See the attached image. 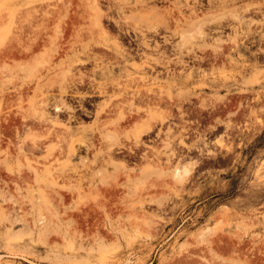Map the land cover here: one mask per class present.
<instances>
[{"label": "rangeland", "instance_id": "374dc122", "mask_svg": "<svg viewBox=\"0 0 264 264\" xmlns=\"http://www.w3.org/2000/svg\"><path fill=\"white\" fill-rule=\"evenodd\" d=\"M71 1L0 0V103L15 87L19 92L22 84L31 82V97L37 87L43 95H50L53 105L47 112L58 119L59 129L79 130L96 126L98 120L119 117L115 111H99L107 110L105 105L112 102L120 105L132 98L135 90L129 87L130 80L157 82L154 91L148 92L153 101L147 106L148 97L143 95L132 102L138 108L135 119L119 124L124 134L109 142L113 161L120 164L124 176L118 193L72 189L80 177L90 184L95 180L105 184L109 176L117 174L114 164L108 171L88 169L94 166L92 161L109 159L103 151L95 158L88 150L87 145L99 144L91 143L95 135L88 136L85 143L76 136L72 143L79 151L76 154L67 143L55 140L60 153L51 161L46 158L48 148L21 159L19 151L6 156L12 138H3L0 264H264L262 3L200 0L193 5V0H154L156 11L175 8L182 16L192 17L189 23L178 24L179 30L145 33L149 36L148 52H166L172 58L169 65L160 60L143 72H134L132 65L144 66L145 60L130 61L128 75L116 73L111 80L97 79L108 87L101 94L98 87L78 90L70 85L69 92L61 91L67 77H78V70L88 76L96 67V62L83 56L80 65L81 61L67 57L73 56L71 52L63 53L71 47V32L64 46L58 44L60 17L67 19ZM77 1L87 5L89 0ZM127 1L137 7V0ZM101 2L107 12L108 0ZM148 11L137 7L133 14L150 17ZM109 14L118 19L117 12ZM196 15L202 19L197 21ZM217 19L229 22L213 27ZM79 28L92 31L89 21ZM112 29L115 35L120 34L116 27ZM145 34L141 30L120 34L123 39L119 44L142 52L139 39ZM186 35L193 40L185 41ZM222 50L224 55H219ZM59 51L62 55L56 58ZM215 54L219 56L214 60ZM70 64L77 66L71 69ZM53 82H59V87L49 88ZM71 93L79 96L71 99ZM155 96L163 100L155 101ZM60 102L57 111L54 106ZM28 108L26 102L23 109ZM165 112H170L171 118L150 131L154 116L164 117ZM21 140L17 137L11 144L19 150ZM64 146L68 150L61 153ZM156 150L163 154L162 164L170 167L164 174L143 176L158 162ZM174 150L177 154L171 157ZM22 153H27L26 149ZM52 166L53 176L49 174ZM185 167L191 168L189 175H185ZM176 171L181 175L176 176ZM52 178L56 191L50 189ZM5 181L11 182V189ZM106 201L110 202L106 207L98 206Z\"/></svg>", "mask_w": 264, "mask_h": 264}, {"label": "bare ground", "instance_id": "6f19581e", "mask_svg": "<svg viewBox=\"0 0 264 264\" xmlns=\"http://www.w3.org/2000/svg\"><path fill=\"white\" fill-rule=\"evenodd\" d=\"M108 2H109L108 10L107 12H104L103 10L104 5L102 4L101 0H89L87 5L81 4L77 0H74L70 2L71 7L66 14L67 19L64 18L63 16L60 17L61 23L58 25V28L60 30V33L58 34L59 46L61 47L64 46L65 43L64 40L67 39L66 35L68 34V32H71V36H72V38L69 40L71 46L70 49L63 50V53L64 51L65 53L71 52L73 56L67 55V57H69L70 59H72L73 57L76 60L81 61L79 57L83 56L89 59L90 63L96 62L94 63L96 67L91 70L90 75L88 76L82 75V72L78 70V74H79L78 77L76 75L67 77L66 80H64L63 84L61 85V91L62 88H64L62 91L63 93L69 92L68 88L71 85L73 88L78 90L87 89V88L95 89L96 87H98L100 88V93L102 94L103 92H106L105 88L108 87L99 84L97 79L102 78V79L111 80V78L116 73H118L119 75H128L130 72L129 69L130 61H137L138 59L145 60L142 63L144 66H139L137 63L132 65L134 72H143L146 67H150L154 65L155 62H159L160 60H163L162 64L164 66H168L169 64L167 62L172 58L166 52L164 51L158 53L148 52V49H146L147 48L146 40L149 38V36L145 33L155 29H157L158 31H160V29H163L164 31L172 30V29L179 30L178 24L185 25L189 23V21L192 19L190 15H187V17L182 16L181 11L176 10L175 8H171V9L164 8L162 12L156 11L157 2L154 0H152L151 2H147L145 0H137L136 2V6L141 9V12L146 11V13H149L148 9L151 10V13L149 14L150 17L145 16L144 13L139 14L138 16L134 15L133 12L137 7L131 6L129 1L127 0H108ZM200 2H201L200 0H193V5H196L197 3ZM212 2L215 1L212 0ZM72 3L75 4V6H73ZM190 3L191 1L187 2V4ZM191 7L193 8L194 6ZM214 7H217V5L213 6V8ZM111 10L113 12H117L118 19H115L110 16L109 11ZM128 11L131 12L132 15L128 14L127 13ZM169 17L171 18L170 20H168ZM196 18H199V16L196 15ZM201 19L202 18H199L197 21H200ZM83 21L85 22L89 21V29L92 30L91 32L85 31L84 28L77 29L78 27H80ZM225 22H229V21H222L220 19H217L212 23V26L222 27L225 25ZM113 27H116L121 35L123 33L125 34H129L132 32L138 33V31L141 30V34H145V35H143L144 37L139 39V43L144 46V51L142 50V52L140 51L133 52L131 49L125 48L123 43L120 45L119 43L123 38L122 36H120V34L115 35L113 33V29H112ZM69 28H71V31L69 30ZM36 36L38 35L36 34ZM42 38L44 37L42 36ZM183 39L185 41L193 40V38H191L188 35L184 36ZM34 45L36 48L37 44L35 43ZM117 46L119 48H116ZM61 55H62V51H59L58 53L54 54L56 58L57 57L60 58ZM219 55H224V50H222ZM219 55L215 54L213 59L215 60V58ZM97 61H99V63H97ZM79 64L83 65L84 63L81 61ZM76 66L77 64H70L71 69H74V67ZM172 76L178 77L180 75L172 74ZM150 81H151L150 79H146V78H143L142 83H139V80L128 81L129 87L132 86V89L135 90V92H133V97L123 100L120 105H117L118 103L115 102H112L109 105L107 104L105 105L107 107V110L103 108L101 109V111H99V113H107V114H110L111 111L112 112L115 111L116 116L119 117H116V119H113L111 121L98 120L97 122L94 123V125L96 126H84L82 129L79 130H75L71 128L70 129L63 128L64 130L59 129V126H57L58 119L54 118L51 114L47 112L48 106L53 105L50 101V97H48L50 96L49 94L47 96L43 95V93L38 91V87H37L35 88L36 89L35 95L31 97L29 95V90L34 89L31 86V82L22 84V88L19 90V92H15L17 89V87H15V91H12L4 95V97H2L4 99H1L2 103H0V152H2L1 149L4 144L3 138L11 137L12 140L10 141V144L7 148V152L4 153L6 156H8L10 153L19 151L17 155L21 159L22 157L37 155L41 153V150L48 148L46 150L47 152L46 158L50 160V158L52 159V157H56L60 153V150H58L57 146L53 144L55 140H58L59 143H67V145H69L70 147L69 148L70 152L76 154L79 151L75 149L74 145L72 144L75 142L74 138L76 136H80L78 140L81 141L82 143L83 142L85 143L86 139L89 138L88 136L95 135L96 138H92L91 143H98L97 141H99V144H102V146H99V144H95V145L89 144L87 145L89 146L88 150L92 151V153H95L94 156L95 158L97 157L99 152L103 151L106 153L109 159L105 160L102 163H97L96 161H92V164H94V166L92 165L88 166V169L94 172L97 169V167H99V170L97 169V171H102V170L108 171L109 165L114 164L118 168V171H116L117 174L112 175L113 177L109 176V179L105 184L100 183L99 180L92 181L93 183L90 184L87 181L83 182L80 177L77 181V184L73 186L72 189L75 191H82V190L86 191L91 188H92L91 190H95L96 188H99V190L103 192L105 191L110 193H115V192L118 193L119 190H121V181L123 180L124 176H123V171H120L121 168L120 164L113 161L114 154L110 152L111 145L109 142L112 141L116 137V135L124 134L123 130L117 127L119 124H123L125 122L128 123L135 119L136 116L134 114H136L138 108L134 106L132 102H136L137 98L141 99L143 95H147L148 101H146L145 104L149 106V104L152 103L153 100L149 98L150 94L148 92L154 91L155 84H157V82H150ZM119 84L120 82H118L117 85ZM50 87H53V89L58 88L59 82H53L49 86V88ZM126 92L129 93V91ZM14 97H16V99ZM154 99L155 101L163 100L162 98H158L157 96H155ZM26 102H28L29 108L24 110L23 108ZM62 103L63 102L55 103L54 107L57 109V111L60 110V104ZM32 105H34V109L31 108ZM14 108H18L16 109L17 110L16 112L14 111ZM163 114H165L164 117H160V118L154 116V121L152 122V125L149 127L150 131H152V129L155 130L157 128L156 125L158 123H163L166 118H171L170 112H165ZM23 135H26L24 139L22 138ZM13 136L15 138H13ZM17 137L22 139L21 141L23 144V146L20 147L19 150H17L15 146L16 144L13 145L11 144V143H15L13 142V139H17ZM48 142L51 143L49 144ZM62 148L63 149L61 150V153H66V149L68 150V148L66 147V149H64L65 146ZM24 149H26L27 152L25 154L22 153ZM153 151L155 153V150ZM156 151L158 156V162L156 161L157 162L156 164L150 165L148 168V170L150 171L145 170L144 173L142 174L143 176H148V174H151V172L164 174L167 167L169 166L167 165L166 167V165H163L162 164L163 162H161L162 159L161 156L163 155L161 153L162 151L161 150H160L161 152L160 151L158 152V150ZM173 152H174L173 155H170L171 157L177 154L175 150ZM178 155L180 154L178 153ZM146 157L149 158L148 155H146ZM171 157L169 158V161L170 159H172ZM8 158H10V156L7 157L5 161H8L7 160ZM150 163L152 162L150 161ZM49 170H50L49 174L53 176V172L55 170L54 166H52V168ZM190 171L191 168L189 167L184 168L185 175H189ZM2 173H3V167L2 165H0V176L2 175ZM142 175L138 174L137 177L138 176L141 177ZM175 175L180 176L181 174L180 172L176 171ZM21 179L26 180L24 179V177H21ZM21 179H16V180L20 181ZM51 182L52 185L50 189L55 190V186H56L55 178L54 179L52 178ZM5 183L8 185V188L11 189V182L5 181ZM58 190H64V189H58ZM108 204H110L109 201L100 202L98 206L103 207L105 205L106 207ZM215 240L217 243L216 238L214 239V241Z\"/></svg>", "mask_w": 264, "mask_h": 264}, {"label": "flooded vegetation", "instance_id": "af4514ba", "mask_svg": "<svg viewBox=\"0 0 264 264\" xmlns=\"http://www.w3.org/2000/svg\"><path fill=\"white\" fill-rule=\"evenodd\" d=\"M247 1H251V0H247ZM255 1L258 2V3H260V4L262 3V5L260 6V7H261V10H260V11L264 12V11L262 10V9L264 8V0H255ZM262 12H261V13H262ZM93 95H94V96H98L97 93H96V94L94 93ZM78 96H79V95H77V94L75 95V94L71 93V95H70L69 97H70L71 99H74L75 97L77 98ZM73 97H74V98H73ZM70 117H72V116H70Z\"/></svg>", "mask_w": 264, "mask_h": 264}]
</instances>
